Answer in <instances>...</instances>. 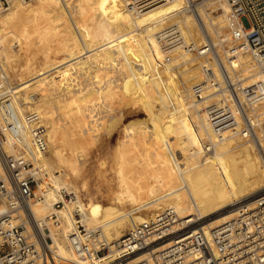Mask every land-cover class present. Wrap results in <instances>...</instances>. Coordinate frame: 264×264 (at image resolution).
<instances>
[{
	"label": "bare ground",
	"instance_id": "1",
	"mask_svg": "<svg viewBox=\"0 0 264 264\" xmlns=\"http://www.w3.org/2000/svg\"><path fill=\"white\" fill-rule=\"evenodd\" d=\"M204 1V4L196 8L197 17L183 10L182 0L166 1L138 15H133L126 8L124 0H79V3L73 0H10L9 5L0 10V94L10 91V100L12 103L15 102L21 111H34L45 122L48 148L46 153H40L35 158V164L47 175H45L46 182L42 174L37 175L38 187L45 188L44 198L39 203L31 202L28 208L37 222L49 229V235L53 241L52 247L59 256L74 260L67 240L74 226L70 215L72 212L79 214L86 228H99L110 242L120 238L123 229L146 221L165 208L175 210L179 216L174 230L181 228L180 222L183 224L195 222L197 224L190 230L201 227L204 232H207L209 228L233 218L237 205L243 200L248 208H252L254 195L264 189V172L261 171L260 176L258 175L259 180H256L248 164L246 165L245 160H241L239 155L244 154L245 144L252 140L264 157V145L260 142L256 131H254L255 135L251 132L249 139H247L248 134L238 133L242 118L237 117L236 131H227L221 139L217 138L206 119L202 106L194 102L192 95L187 94L188 88L184 89L185 97H182L176 89L171 72L178 68L185 69V67L199 65V57L179 51L171 54L170 62L161 63L164 50L158 39V32L171 24L177 25L187 39L200 41L201 38L206 39V35L217 48V42H214L210 36V30H213L220 43L228 42L229 44L227 46L223 43L220 47L221 51L245 42L244 30L239 27L226 1ZM99 2L109 7L116 25L124 33L126 44L123 47L128 49L132 47L131 49L140 52L135 56L134 68L130 69L132 72L134 70L135 76L132 75L134 77L131 76V78H134L133 81L138 84L140 93L149 96L150 101L156 105L165 104V100L168 99V105L165 113L154 116L149 122L140 125L139 127L143 130L138 135L126 133L125 136L119 137L112 150L114 158L119 159L129 150L132 152L136 149L137 152L141 149L146 152L149 147H154L162 161L155 166L156 176L153 184L145 188L143 184H140L142 182H139V179V183L136 182L134 174L129 171L128 174L123 173L118 168L115 177L111 178L116 183L115 192H111L112 194L109 192L112 197L109 198L108 203L98 207L95 201L98 191H93L89 195L85 194L92 204L82 203L78 188L86 190L87 182L83 180L78 186L75 179L80 177L83 156H85L83 151H86L89 145L96 143L91 131H86L89 130L88 127L90 128L88 111L92 104L109 96L111 86L106 84L118 83L120 80V78L116 80V70L100 72L101 69H95L94 56L97 45L94 42L91 43V40L88 41L91 36L84 37L85 32L81 31L82 28L79 29L81 24L85 25L88 22L92 9H95ZM209 10L216 12L218 21L213 20ZM40 21H43L42 25ZM223 29L225 33L220 36L218 32L220 33ZM49 32L58 36V46H54L53 50L41 46ZM226 38L227 41H225ZM97 42L99 44L100 40L98 39ZM32 48L34 53L40 52L43 56L40 59V55L36 54L40 60L38 64L41 71L45 74H53L52 77L40 79L37 72H34V75L23 79L15 69L13 79H8L5 71L13 62V58L25 56L30 59ZM58 53L61 55L58 56ZM113 55L116 54L113 52ZM203 65L204 63L202 67ZM118 70L117 72H123L121 67ZM161 70L166 72L170 82L168 86L172 87L173 92H170V88L166 89L167 85H164L166 80L163 79ZM228 71L230 76L237 78L242 88L256 83L264 85V64L254 61L246 50H239L236 61L233 66L228 67ZM80 79L94 80L92 89L82 92L78 83ZM37 80L38 86L34 84ZM218 95V92L211 90L207 93L204 102H209ZM259 103L244 106L245 114L251 121L250 129L260 125V118L264 117V102ZM65 118H69L73 128H80L81 132L70 131L66 127ZM195 122L199 124L197 129ZM203 137L209 141V145H205ZM128 155L124 157L130 160ZM224 157H232V161L226 163L223 161ZM141 160L143 159H138L140 162ZM138 161L134 162L138 164ZM101 165L105 163L102 162ZM164 169L174 170V174L169 173L170 176L173 175L172 179L166 182L161 177ZM215 169L218 170L216 181L209 179ZM135 172L137 173V170ZM65 178L70 180L69 183L67 182L70 191L65 187ZM61 189L70 195L68 200L61 195ZM58 199L63 200V206L54 208L53 204ZM126 204L135 212L126 215L124 213ZM227 206H235V208L220 213ZM51 209L60 220L58 227L53 226L49 218L52 214ZM153 209L159 211L154 213L152 211V214L145 216V212H151ZM215 213L219 214L198 225L199 220ZM14 220L15 223L20 220L25 222L27 230L30 231L26 211L19 212ZM170 244V240H166L148 250L140 251L132 257L130 263L147 259ZM122 255L121 249L111 247L95 259L82 263L121 264L119 260Z\"/></svg>",
	"mask_w": 264,
	"mask_h": 264
},
{
	"label": "built area",
	"instance_id": "2",
	"mask_svg": "<svg viewBox=\"0 0 264 264\" xmlns=\"http://www.w3.org/2000/svg\"><path fill=\"white\" fill-rule=\"evenodd\" d=\"M166 1L169 0H124L133 15ZM182 1L183 10L193 16L196 8L205 3L204 0ZM225 1L244 30L245 42L225 48L221 54L206 35L200 41L187 39L175 24L158 32L164 50L162 64L170 62L171 54L179 51L203 59L202 79L192 85L191 95L202 106L213 133L220 139L227 131H236L237 117L242 118L238 133L250 136L251 121L244 106L264 101V85L256 83L242 88L228 71L239 50H246L254 61L264 64V0ZM9 2L0 0V10ZM198 22L201 24L199 18ZM211 90L219 95L204 102ZM10 97L8 90L0 94V264H83L111 247L123 251L121 264H264V189L254 195L252 208L245 202L238 204L233 218L207 232L201 227L190 230L193 224L181 222V228L174 230L179 216L175 210L165 208L148 220L133 224L120 238L110 242L99 228H86L79 214L72 212L74 226L67 240L74 260L59 256L52 247L49 229L41 226L28 208L31 202L39 203L44 198L45 188L38 187L37 175L42 174L45 182L47 178L45 171L35 164V158L47 151L46 125L38 113L21 111ZM60 193L65 200L70 198L63 189ZM53 206H63V200L58 199ZM23 210L28 214L30 231L22 220L15 223L14 218ZM49 218L53 226L60 225L55 212ZM166 240L171 242L166 248L130 263L138 252Z\"/></svg>",
	"mask_w": 264,
	"mask_h": 264
},
{
	"label": "rangeland",
	"instance_id": "3",
	"mask_svg": "<svg viewBox=\"0 0 264 264\" xmlns=\"http://www.w3.org/2000/svg\"><path fill=\"white\" fill-rule=\"evenodd\" d=\"M73 1L74 2L76 1V3H79V0H73ZM209 11H210L211 16L213 17V20L218 21L217 19H219V17L217 16L216 12H213L214 10H209ZM215 16L217 18H214ZM40 23L42 25L43 21H40ZM87 26H89L91 29ZM81 28H82L81 31L85 32L84 37L88 38V36L89 37L91 36L92 39L89 38L88 41L91 40L90 41L91 43L94 42V44L97 45L96 54L94 56L96 59L95 69L97 70L101 69L100 72L116 70V73H115V77L117 78L116 80L118 81V79L120 78L118 83L116 82H113L112 84H109V83L106 84L107 82L105 83L106 86L108 85L111 86L109 89V93H108L109 96H107L101 101H97L96 103L92 104L90 107V110L88 111L90 128L88 127L89 130H86V131H91V134L93 135L94 139H96V143L93 145H89L85 149L86 151H83V155H85L86 157L83 156V164H82V169L80 171V177L75 179L78 186L83 180L87 182L86 190H81V188H78L79 189L78 194H79V198L81 202L82 203L88 202V204H92L91 200L87 198L85 194L89 195L93 191L97 190L98 195L95 197L96 199L95 201L97 202V206L99 207L100 205L107 204L108 203L107 201H109V198L112 197L110 195L114 193L116 190V188H114V186H116V183L113 179L111 180V178L115 177L116 171H117L116 169L118 168L123 173L126 172L128 174V171H129V173L134 174V179H136V182L139 183L141 181L142 183L140 184H143L145 188L146 186L153 184L155 180V176H156L155 166L158 165L160 161H162L161 156L157 153V150L154 147H149L146 150L147 153L145 152V150H141V149H139L140 152L139 150H137V152L139 153L136 152V149L133 151L131 150L132 152H130L129 150L127 151V153L126 152L125 154L123 153L119 157V159L114 158L112 150L114 149L116 145V141L118 140L119 137L125 136L126 133L131 134V135L132 134L138 135L143 130L141 127H139L140 125L149 122L150 119L154 116H160L163 113H165L166 106L168 105V99L165 100L164 102L165 104L156 105L155 103L150 101L149 96H146L140 93L138 89V84L135 83V81H133L134 78H131L132 75L135 76V74L133 73L134 70L133 72L130 71V69L132 70V68H134V65L136 64V59H135L136 54L139 55L140 52H137V50L135 49H131L132 47L130 49L123 47V45L126 44V38L124 37V33L121 31L119 26L116 25L114 18L111 16L109 12V7L106 4H102L99 2L97 4V7L95 9H92L89 15V18H88V22H86L85 25H82V24L80 25L79 29ZM85 28H86V31H85ZM210 33H211L210 34L211 39H213L214 42H217L216 50L219 52V54H221V52L223 51V50L221 51L220 49L221 45L225 43L227 46H229L228 42L220 43L214 31L210 30ZM224 33H225L224 29L220 31V33L218 32L220 36ZM50 37H51V40H50ZM95 37L97 39H95ZM98 39L100 40L99 44L97 42ZM225 41H227V38L225 39ZM58 42H59L58 36L53 32H49L46 35L45 39L43 40L41 46L44 48H50L51 50H53L54 46L55 47L58 46ZM49 44L50 45L52 44L53 48L52 46H49ZM32 47L34 48L35 46L33 45ZM33 48L31 50L32 51L31 55H29V57H31L30 58L31 60L25 58V56L24 57L17 56L13 58V62L8 65L7 70L5 71L8 79L10 80L13 79V73L15 69L18 70L19 75H21L23 79H27L29 75L32 76L34 72H37L38 77L40 79H47L48 77H52L53 74L51 73L45 74L44 72L41 71L40 65L38 64L40 62L38 56L40 55V59L43 56L40 52L34 53ZM113 52L116 55H113ZM119 52L121 54H118ZM32 53L34 54L32 55ZM36 54L37 55L39 54V55L37 56ZM59 55H61V53H58V56ZM199 60H200V64L196 65L195 67L193 66L185 67L186 70L184 68H178L171 72L176 89L182 97H185L186 95V93L184 92L185 88H188L187 94L191 95L192 85L200 82L202 79L201 78V75H202L201 67L204 61L201 58H199ZM28 62L32 64L30 65L26 64ZM23 64L24 66H27V65L28 66L25 68ZM16 65L17 67L15 68ZM124 65H127V66H124ZM22 67H24L25 69L24 68L22 69ZM120 67L123 68L124 73L119 71ZM117 69H119L118 70L119 72H117ZM130 72H132L133 74L132 73L130 74ZM161 73L163 75V79L166 80L164 82V85H167L166 89L170 88V92H173V90L171 91L172 87L168 86V84L170 85V82L167 79L166 72L164 70H161ZM125 74L126 76H124ZM125 79L128 82L127 81L125 82ZM80 80L81 81L78 83H79V88L82 92H87L88 90L92 89L94 80H88V79L87 80L80 79ZM38 83H39L38 80L34 82L36 86H38ZM163 94L164 96H166V93L164 90H163ZM216 98L217 97H214L210 99L209 101L215 100ZM65 120L67 122L66 127L70 131H73V132L80 131L79 130L80 128H76V129L75 127L73 128V123L71 120H69V118H65ZM194 124L197 129L199 124L197 122H195ZM252 130H253L251 131L253 132L252 135H255L254 131H256L255 133H257L260 139V142L262 143V145H264V117L260 118V125L255 126V128ZM247 139H249V136L247 137ZM203 142L205 143V145L210 144L209 141L205 137H203ZM244 148H245L244 154L242 153L239 154L241 157V160L243 161L245 160L244 162L246 163V165L248 164V168L252 172L254 178H256V180H259L260 172L261 171L264 172V157H262L261 152L258 150L254 142H252V140L248 141L245 144ZM128 152H129V155L131 156L128 155ZM136 154H142V155H138L140 156L138 157ZM127 155L128 157H130L131 161L129 160V158H125ZM133 155L137 157L133 158L134 157ZM124 158L125 160H123ZM138 159L139 160L143 159V160H141L140 162L138 161ZM147 159L149 160L148 161L149 163L147 162ZM116 160L117 161L119 160V162L121 161L122 165ZM136 160L138 161V164L140 163L139 166L138 164H136L137 162H134ZM144 160H145V163H144ZM223 161L226 163L231 162L232 157L230 158L224 157ZM102 162H104L105 165H101ZM114 162L116 164H114ZM141 163H144V165H141ZM147 164H149V166H147ZM133 168L134 170L135 169L137 170V173L140 172V174H137L135 172L136 170L132 171ZM64 170L65 172L68 173L66 169ZM215 171L212 172V176L209 178V179H213L214 181L218 179V170L215 169ZM169 173L174 174V170L173 171H168L165 169L162 170L161 177L164 182L172 179L173 175L170 176ZM138 179H139V182H138ZM69 181H70L69 178H65L64 183H65L66 189L70 191L69 184H68ZM109 192L110 193L112 192V193L110 194ZM242 202H245V200H243ZM125 207L126 208L124 209V213L126 215L132 214L135 212V210L131 209L127 204ZM231 208H235V206H227L226 208L222 209L220 213L226 212ZM50 211L52 212L53 210L51 209ZM152 211L154 213L159 210L153 209L151 210V212L147 211L145 212V216H148L150 213L152 214ZM217 214L219 213L212 214L208 217H205L202 220H199L198 225L199 226L200 224L202 225L203 222L216 216ZM196 224L197 223L195 222L193 223V225H196ZM125 230L126 229H123L122 233ZM44 232L46 233V231Z\"/></svg>",
	"mask_w": 264,
	"mask_h": 264
}]
</instances>
